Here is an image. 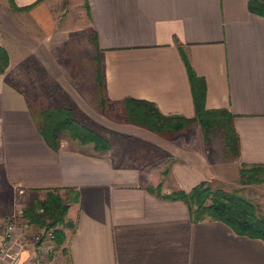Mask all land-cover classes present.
Listing matches in <instances>:
<instances>
[{"label":"crops","instance_id":"obj_1","mask_svg":"<svg viewBox=\"0 0 264 264\" xmlns=\"http://www.w3.org/2000/svg\"><path fill=\"white\" fill-rule=\"evenodd\" d=\"M248 1L13 0L31 5L15 11L0 0V45L9 58L0 73V228L21 212V264L53 243L45 236L38 247L25 232L39 227L22 217L31 195L42 198L53 188L78 194L64 217L74 225L64 229L60 246L68 264H264L262 239L222 221H194L183 200L149 190L162 184L161 194H170L206 181L202 135L193 147L185 136L157 134L126 122L123 106L134 98L163 115L195 117L186 59L204 81L205 107L233 115L237 165H264V16L249 11ZM97 53L102 87L95 70L92 83L80 84L87 81L83 64H95ZM42 81L53 84L48 99L55 88L75 87L72 81L99 86L93 102L114 103L123 113V120L103 126L116 136L102 134L108 150L64 132L56 133V150L47 143L33 113Z\"/></svg>","mask_w":264,"mask_h":264},{"label":"trees","instance_id":"obj_2","mask_svg":"<svg viewBox=\"0 0 264 264\" xmlns=\"http://www.w3.org/2000/svg\"><path fill=\"white\" fill-rule=\"evenodd\" d=\"M12 10H26V7H17L13 0H8ZM249 11L264 16V0H249ZM189 82L192 89V98L195 107V117L163 115L154 103L146 100L126 98L123 101L126 122L149 129L157 134L170 137L181 132L189 123L198 122L206 135L211 128H218L222 133V144L226 154L235 158L239 152L238 135L233 127L231 115L225 109H207L205 107V84L198 77L185 59ZM9 58L4 47L0 45V73L7 68ZM97 69L95 76L97 83L102 87L103 74L101 59L96 56ZM105 102L102 100L99 108L104 110ZM38 128L47 143L57 149L56 133L64 132L70 138L81 144L93 143L96 150H108L110 143L91 127L80 124L73 118L70 109L59 108L44 112ZM248 167L249 169H247ZM242 184L258 183L264 175V165H244L239 171ZM152 192L165 199L183 200L189 208L191 219L194 221L218 220L226 223L235 233L264 241V217L257 214L254 205L237 191L228 192L223 189H211L206 181L194 185L189 191L176 190L170 194H161L159 187ZM78 200L75 190L66 188L61 194L59 189H47L42 198L32 197L24 209L22 217L29 224H34L44 231H51L53 243L60 247L65 241V228H73L71 222L65 221V214L71 202ZM66 252V248H62Z\"/></svg>","mask_w":264,"mask_h":264},{"label":"rangeland","instance_id":"obj_3","mask_svg":"<svg viewBox=\"0 0 264 264\" xmlns=\"http://www.w3.org/2000/svg\"><path fill=\"white\" fill-rule=\"evenodd\" d=\"M96 69V62L93 64L91 59H89V61L86 60L85 64L82 66V72L83 78L87 81H79V83H92V71H96ZM19 81L23 83L22 78H19ZM72 82H74L75 87L70 90H67L66 87L64 89L55 88L54 93L48 99L46 91L51 89L53 84L50 81H42L43 85L37 88V100L35 104H33V113L37 116V120L39 121L41 118H44L43 113L51 109H70L73 112V118L80 124L91 127L97 130L99 134L101 133L100 135L105 134L108 138L114 140L115 135H113L109 128L103 126H110L113 121L123 120V113L120 108L116 104L111 103L107 106L104 105V110L102 112L98 105L99 102H93L91 98L92 95H96V99L98 100V97L101 95L99 86L95 84L94 88L92 86L84 88L78 86L75 83L77 81ZM78 95H85L86 97L84 99L86 102L82 101L83 98ZM74 98L79 99L78 103L86 104L89 109L84 106L77 108L75 102L72 100ZM199 134L203 137L202 147L205 149L206 157L203 156V161L208 165V169L202 171V176L203 178H207L205 180L210 188L223 189L228 192L237 191L239 195L245 197L254 205L257 214L264 217V175L260 176L262 178L261 182L250 184L241 183L239 171L242 168V164L240 166L237 165L235 157L225 153L220 129L211 128L205 135L199 123L194 121L189 123L181 132L172 135L185 136L186 139H188V145L198 147L200 146V142L195 137H198ZM58 135L61 136L62 134ZM182 139L184 140L185 138ZM246 168L249 169L248 167ZM161 186L162 184H157L154 189L159 187L161 192ZM32 196L36 197V194L31 195V198ZM18 219L16 225L24 227L23 220H20L21 217ZM3 228L4 225L1 224L0 231H2ZM29 232L30 231H26L25 234L34 235L35 237L36 235L38 236L44 233V237H48L46 235L48 231L45 232L44 228H33L31 232ZM47 244L48 248L46 252H44L42 256L37 255L34 261L29 264H68V257L65 251L54 243L47 242Z\"/></svg>","mask_w":264,"mask_h":264},{"label":"built area","instance_id":"obj_4","mask_svg":"<svg viewBox=\"0 0 264 264\" xmlns=\"http://www.w3.org/2000/svg\"><path fill=\"white\" fill-rule=\"evenodd\" d=\"M18 195H23V189H17ZM21 212H13L5 219L4 228L1 231L0 240V264H21L23 257V244L20 242L16 232V222L20 217ZM49 238H52L51 231L46 234ZM44 235H36L34 238L35 244L40 247L41 240Z\"/></svg>","mask_w":264,"mask_h":264}]
</instances>
